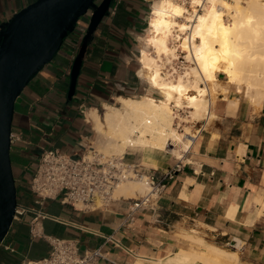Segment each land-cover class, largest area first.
<instances>
[{
    "label": "crops",
    "instance_id": "obj_1",
    "mask_svg": "<svg viewBox=\"0 0 264 264\" xmlns=\"http://www.w3.org/2000/svg\"><path fill=\"white\" fill-rule=\"evenodd\" d=\"M34 1L0 0V28ZM101 1L95 0L96 4ZM116 2L89 38L72 99L68 97L71 69L88 32L91 9L78 17L16 101L12 132L20 140L12 143L11 156L18 205L35 211L13 221L0 246V264H20L24 258L48 255L50 236L78 239L81 249L102 246L104 257L92 264H135L140 259L168 258L189 245L198 250L205 241L221 247L226 244L229 251L239 250L244 264H264V95L253 97V93L229 83L224 73H218L212 88V93L217 92L210 106L213 115L198 133L202 139L191 157L194 163L181 166L149 207L130 216L129 207L121 202L90 211L76 210L60 200L36 203L28 184L42 150L84 152L79 143L86 130L81 105H98L108 97L110 84L131 80L137 67L135 63L126 66L124 60L136 51L129 32H140L146 26L143 17L147 5L143 0ZM179 162L169 160L164 166L169 169ZM189 179L196 184H189ZM182 185L192 202L175 199ZM225 206L235 208V219L248 226L219 221ZM37 211L50 217L39 219L36 230L40 235L34 237L31 219ZM197 221L215 225L217 231L207 232L197 226ZM224 231L229 235L219 234Z\"/></svg>",
    "mask_w": 264,
    "mask_h": 264
},
{
    "label": "clouds",
    "instance_id": "obj_2",
    "mask_svg": "<svg viewBox=\"0 0 264 264\" xmlns=\"http://www.w3.org/2000/svg\"><path fill=\"white\" fill-rule=\"evenodd\" d=\"M143 3L147 5L143 17L146 26L140 32H129L136 51L124 60L126 66L135 63L137 67L131 80L110 84L108 97L98 105H81L86 130L79 142L84 152L77 154L87 155L90 162L110 165L116 172L126 167L134 169L142 181H154L157 174L161 180L171 174L164 166L169 160L180 161L181 166L194 163L191 157L202 139L196 124H206L212 118L208 82L216 77L201 67L199 46L191 44V34L181 35L185 25L177 22L185 5L195 6L197 0ZM219 72H224L223 66ZM80 162L69 160L68 164ZM188 183L195 185L196 180L189 179ZM175 199L192 202L183 185ZM234 211L225 206L217 219L247 227L245 221L235 219ZM196 224L207 232L217 231L215 225ZM219 234L229 235L226 231ZM204 243L203 249L193 251L189 245L170 253L171 259H140L135 264H223L221 256L229 257L231 264H244L239 250L232 253L226 251V244Z\"/></svg>",
    "mask_w": 264,
    "mask_h": 264
},
{
    "label": "water",
    "instance_id": "obj_3",
    "mask_svg": "<svg viewBox=\"0 0 264 264\" xmlns=\"http://www.w3.org/2000/svg\"><path fill=\"white\" fill-rule=\"evenodd\" d=\"M114 0H36L0 28V246L10 231L18 206V187L11 156L16 101L46 64L78 17L93 7L87 34L73 62L69 99L78 78L90 36L109 13Z\"/></svg>",
    "mask_w": 264,
    "mask_h": 264
},
{
    "label": "built area",
    "instance_id": "obj_4",
    "mask_svg": "<svg viewBox=\"0 0 264 264\" xmlns=\"http://www.w3.org/2000/svg\"><path fill=\"white\" fill-rule=\"evenodd\" d=\"M117 4L120 0H116ZM207 0H200L195 7L202 11ZM96 3V2H95ZM93 11V7H90ZM12 143L20 140V136L11 134ZM81 161L68 164V161ZM181 170V162L170 167V175L162 180L157 177L150 181H142L134 169L125 168L116 172L110 165L90 162L87 155L62 151L59 148L43 149L39 155L28 184L29 190L36 198V203L42 205L46 200H60L61 203L70 205L76 210L90 211L98 208H109L116 202H121L129 207L130 216L141 208L149 207L165 191L168 181L175 177ZM145 174L149 170L145 168ZM116 172L114 175L113 173ZM136 179L144 182L149 190L138 197H116L115 189L120 183ZM35 211L30 206L18 205L15 210L14 220L29 212ZM50 217L48 213L37 211L31 219V234L39 236L36 224L40 218ZM51 250L48 255L30 259L24 258L20 264H92L103 258L102 246L81 249L79 240L68 237L50 236ZM237 242L235 241V244Z\"/></svg>",
    "mask_w": 264,
    "mask_h": 264
},
{
    "label": "bare ground",
    "instance_id": "obj_5",
    "mask_svg": "<svg viewBox=\"0 0 264 264\" xmlns=\"http://www.w3.org/2000/svg\"><path fill=\"white\" fill-rule=\"evenodd\" d=\"M197 3H200V0H197ZM191 8L185 5L177 22H183L185 25V31L181 35L191 34V44L199 46L201 67L206 69L209 75L216 77L209 81L208 85L218 82V73H221L219 69L223 66L222 73L227 76L229 83L242 87L247 93H253V97H262L264 0H207L202 11H198L195 6ZM208 101L210 110V97ZM147 189L149 190V187L144 182L129 179L119 184L114 195L133 198ZM226 251L235 253L227 249ZM220 258L223 264H231L229 257Z\"/></svg>",
    "mask_w": 264,
    "mask_h": 264
},
{
    "label": "rangeland",
    "instance_id": "obj_6",
    "mask_svg": "<svg viewBox=\"0 0 264 264\" xmlns=\"http://www.w3.org/2000/svg\"><path fill=\"white\" fill-rule=\"evenodd\" d=\"M245 2H246V0H245ZM186 6H188L189 8H191L192 6H189V5H187L186 4ZM192 9V8H191ZM215 85V84H214ZM214 85H210L211 86V96H210V98H211V100H212V102H213V100H214V98L217 96V92H216V90H215V93H212V88H213V86ZM212 113V112H211ZM213 115V114H212ZM204 126V121H201L200 123H197L196 124V128L197 129H199V128H201V127H203ZM33 169H34V167H33ZM134 180H136V179H134ZM148 191V189L145 191V192H143V193H139V194H137L138 196H140V195H143V194H145L146 192ZM137 195H135V197H138ZM203 243L204 242H200V244H199V249H202V248H204L205 246H203ZM205 244V243H204ZM194 250V249H193ZM135 263V262H134Z\"/></svg>",
    "mask_w": 264,
    "mask_h": 264
}]
</instances>
